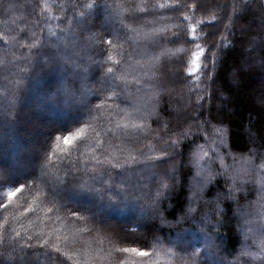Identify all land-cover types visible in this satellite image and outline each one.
<instances>
[{"label":"trees","instance_id":"1","mask_svg":"<svg viewBox=\"0 0 264 264\" xmlns=\"http://www.w3.org/2000/svg\"><path fill=\"white\" fill-rule=\"evenodd\" d=\"M210 1L212 0H206L202 3L201 0H180L181 3L187 5H198V10L195 11L194 15L193 9L186 7L179 12L153 9L148 16L138 15L134 19L130 17L125 22L132 24L136 29L134 32H129L120 23L118 25L103 24L100 15L103 8L99 10L95 19L87 27L92 32H103L107 38H111V36L108 31H104V28L120 33L121 40L118 42L124 43L125 48L123 62L132 66L126 77L129 83L125 85L121 81L112 82L114 83L112 87L115 88L117 95L108 102L112 106L106 107L105 115L94 122L96 130L101 132L103 145L99 148L96 147L94 140L91 139L95 133L88 129L85 138L75 141L73 145L69 146L70 155L63 160L59 159L61 153L53 152L55 137L57 135L63 137L73 133L87 124L89 122V109L93 108L103 98L100 96L101 88L98 80L103 74L99 61L103 60L107 54L108 46L105 45L103 49L95 46L84 47L88 43L86 36L89 32L78 30L74 39L77 42L76 46L60 49L63 56L71 60L70 63H65L63 59L58 61V63L62 62L63 67L68 70L67 74H70L65 87L73 91V105L79 107L73 106L70 112H59L49 117L56 120L68 118V123L52 125L45 123L46 121L42 122L43 119L35 120L27 126L26 131L17 138L13 145L0 148L2 151L5 147L9 149L12 158L20 162L25 160L36 167L42 163V171L45 170L44 165L46 164L49 168L53 165L57 166L65 183L58 185L52 176H44L40 179L36 177L34 172H25L9 178L10 168L0 166V184H3V187L0 188V203H9L4 198V193L14 190L15 187L24 186L23 192L13 198L7 210L0 208V222L4 217H7L8 220L7 232L0 229V235L4 237V245H7L17 232L20 233L19 243L36 245L38 241L35 234L40 233L42 237L58 243L61 251L64 252L66 242L63 237L67 236L69 242L76 241L72 245L76 259L89 260L93 264H116L114 259L107 256L114 245L117 247H142V245L117 241L108 229H129L133 225H137V220H130L132 212L129 208L138 209V206H111L117 209L123 208V210L120 212L107 211V215L113 220L105 223L103 220L89 216L81 203L65 202L66 197L62 195L56 197V210L52 213H46L44 209L51 206L48 202L51 197L48 194L52 191L47 182L50 181L53 187L60 188L67 193L78 192L79 190L73 185H77L83 180H87L89 185L101 188L103 185L99 179H92L97 174L84 171L92 166L98 169L103 167L95 164L92 159L93 155L101 160L108 155L112 158L113 163L116 162L115 158L110 155L113 150L121 160L124 157L120 149H123L124 153L138 156L140 153L148 156L159 155V152L149 151L146 147L149 143L156 144L157 148L161 146V142L154 138L157 133L167 139L172 131H179L181 128H187L190 125L192 129L190 135L182 139L178 147L171 150V159L161 166L162 168H167L170 164L176 166L174 179L171 181L173 187L160 198V211L169 223L161 224L158 218H146L145 222L138 225L139 234L149 241L152 240L153 235H158L161 239L171 240L185 230L203 233L204 229L209 227L212 228V234L218 246V251H215L217 258L222 263H233L242 246V235L239 227L241 223L238 218L236 201L225 199L224 195L232 186L231 175L236 174V183L241 190L235 191L234 195L239 201V207L245 212H252L255 185L253 183H241L238 178H244V176L234 173L228 168V174H225V170H220V174L215 175L206 184L203 192L199 194L198 202L196 200L190 201L193 196L194 184L193 181L191 182L194 171L191 157L192 152L198 146H203L210 155V147L215 144L210 137L211 128L212 125L221 122L222 126L228 130V135L219 149L221 153L229 152L237 157H244L249 154L251 149L255 148L260 155H264V147L261 146V143L264 142V100L261 99L264 97V27H261V19H264V0H253L250 10L243 14L242 18L231 28H225L224 25L229 23V14L234 17L236 15L231 12L232 0H222L219 5L212 6L208 11L204 10ZM38 2L39 0H0V32L7 30L9 36L17 35V39H24L27 43L30 42L26 39L27 30L30 29L37 32L42 41L55 40L56 37H49L48 35V26H52L57 37H62L64 33L60 32L59 29L64 26V22L46 20L47 14L40 13L35 8V4ZM100 2L102 4L103 0ZM161 2H165V0H161ZM167 2L171 3L173 0H167ZM185 14L189 15V20H183ZM213 14L218 17L217 20H213ZM68 15H71V9L68 10ZM117 19L119 21V18ZM209 20H213V25L203 26L197 23L198 21L207 22ZM189 26L197 29L195 33H189V35L205 37L197 39L196 42L203 44L206 55L209 57L205 61L208 67L203 71L206 76L213 77V79L202 77L199 87L194 86L195 77L186 79L182 74L184 66L179 58L183 56L185 60L190 59L194 45L168 44L165 39V37H172L174 31H179L183 35L184 30ZM20 29H25V31L21 32ZM164 29L166 31H161ZM157 33L159 34L157 35ZM129 36L133 39H128ZM217 45H221V47L218 48ZM0 47H3L2 42H0ZM13 50L19 53L28 52L26 48ZM43 51L50 52L52 50L43 49ZM77 52L79 55L75 54ZM213 52L217 53L215 67L212 63ZM157 57L159 59H156ZM95 58H98L96 64L88 68L86 62H92ZM17 63L23 66L27 62L21 60ZM38 64V61H34L32 65H29L28 74H31ZM72 64L79 65V69H73ZM84 69H86V79L83 75ZM11 71H15V69H6L0 66L1 76L5 72L6 76L10 75ZM26 83L27 79H25L24 86ZM6 84V80L0 79V87ZM79 87H85L87 90L88 94L85 98L82 97ZM189 88L192 90L189 91ZM79 98H82L84 102L76 103ZM82 110H87L83 118L70 120L74 114H80ZM126 113H131V116L122 120L121 118ZM130 119L144 123V134L131 128L127 130L116 128L117 122L128 123ZM41 122L49 127L44 138L35 135V132L42 127L37 125ZM164 122H168L169 129L166 130L162 127ZM109 128L113 129L115 135L112 132L104 135V130ZM249 130H251L255 140L254 143L250 140ZM126 131L129 133L127 136L125 135ZM31 145L38 146V152L22 149ZM109 145L111 147H108ZM106 147H108V152H105ZM49 156H51V163L48 160ZM4 160L6 159L4 158ZM73 160L76 162L75 168L84 170H74ZM224 163L228 165L229 161L224 160ZM131 167L142 172L141 183L147 187L141 188L140 191L154 193L157 187L156 178L151 176L150 171L144 170L143 164L133 163ZM217 168H220L219 162H214V172L217 171ZM65 170H67V176L63 175ZM118 171L112 169L116 180L120 179V176L116 175ZM40 188H43V194L36 199L35 203H32ZM94 196L96 199H100L99 195L94 194ZM218 196L220 197L222 214L217 216L215 213H210L207 218L211 219L213 224L216 220H221V224L218 227L205 225L204 214L211 207L209 202L216 201ZM100 202L110 206L106 197L103 200L100 199ZM190 202L197 211L177 224L176 220L184 215ZM29 206L32 211L25 213L24 209ZM73 210L78 211L81 216L89 218L87 228L91 231L74 236L77 228L85 226V221L76 220L72 217L71 212ZM57 216L60 218L57 219ZM29 235L33 236V240H27ZM101 238L104 240L102 245L97 243L98 239ZM247 245L254 253L258 252L251 239L247 241ZM144 250L152 251L151 248ZM9 251H11L10 248ZM34 251L43 252L44 249L33 247L25 249L27 253ZM50 254L58 255L56 253ZM12 255L15 256L16 253H12ZM58 258L63 259L59 256ZM254 263L258 264L259 261H254ZM9 264H19V261H9ZM64 264H72V260L65 259ZM138 264H140L139 260ZM144 264H147V261ZM161 264H164L163 256H161Z\"/></svg>","mask_w":264,"mask_h":264},{"label":"snow or ice","instance_id":"2","mask_svg":"<svg viewBox=\"0 0 264 264\" xmlns=\"http://www.w3.org/2000/svg\"><path fill=\"white\" fill-rule=\"evenodd\" d=\"M201 2H206V0H201ZM253 0H232L231 12L236 14L235 17L232 14L228 15L229 23L225 24V28H231L236 24L243 14H246L251 6ZM186 7H191L193 9V15L195 11L198 10L197 4L187 5L181 3L180 0H173V2L168 3L161 2V0H103L101 4L100 0H39L35 4V8L39 10L40 13H46V20H60L64 22V26L60 27V32L65 33V36L57 37L56 31L52 30V26H48L49 37H56L55 40L42 41L37 32L27 30L28 35L26 39L30 42H25L24 39H17V35L9 36L7 30L0 32V42H2L3 47H0V66L4 68H14L15 71H11L10 75L5 76L7 84L0 87V94H7L9 104L15 103V93L17 90L22 88L25 83V75L29 73V65H32L34 61H38L41 66H48L54 62H58L63 59L65 63H70L71 60L68 57L63 56L60 49H68L69 47H75L76 41L71 40L68 36L75 34L78 30L88 31L89 34L86 36L88 43L84 47H98L103 49L106 45L108 46L107 54L104 56L103 60L99 61L100 67L102 69V77L100 79V99L99 103H96L93 108L89 109V122L83 127L78 128L75 132L63 137L57 135L55 137V144L53 145V152L61 153L59 159H65L69 154V146L73 145L75 141H78L86 137V132L91 129L95 135L91 138L94 140L97 148L103 145V140L101 138V132L97 131L94 122H96L100 117L105 115L106 107L110 108L112 105L108 102L113 100L117 95L114 87H112V82L121 81L125 85L129 83L126 79L128 75V70L132 67L131 65L125 64L124 54L125 48L124 43L118 42L121 40L120 33L116 30H109L104 28V31H108L111 38H107L103 32H92L88 29V24L95 19L96 14L101 8L107 14V19L105 23L113 18H119V23L127 29L129 32H134L136 29L130 23H126L130 17L135 18L138 15L148 16L152 13L153 9H164L171 12H179ZM71 9V15H68V10ZM189 15L185 14L183 20H189ZM218 17L213 14V20H217ZM213 20L198 21L197 23L203 26L213 25ZM103 27V26H102ZM261 27H264V19H261ZM24 32L25 29H20ZM43 31V29H41ZM166 31V29L161 30ZM196 28L188 27L184 30V34L181 35L179 31H174L172 37H165L168 44H191L194 45V49L190 53V59L185 60L183 56L179 57L181 59V64L183 67V75L186 79L195 77V87H199L201 79H213L212 76H206L204 69L208 67L205 63L209 59L206 55V49L202 43H197V39H203L205 37H197L196 35H189V33H195ZM159 33H157L158 35ZM139 35V33H137ZM128 39H133L131 36ZM221 47V45H217ZM28 49L27 53H19L13 49ZM43 49H51L50 52H45ZM79 55V53H75ZM156 59H159L157 57ZM26 61L25 65H20L17 61ZM217 60V53H212V63L215 67ZM139 63V61H137ZM79 67V65H77ZM86 70V69H85ZM199 73V75H197ZM191 83V80H189ZM192 89L189 88V91ZM64 95L67 99L73 100L74 93L71 89L65 87L63 89ZM264 100V97H261ZM199 103V101H197ZM95 113V114H94ZM131 116V113H126L121 119L124 120ZM207 123V122H205ZM164 129H169L168 122L162 124ZM116 128L129 129L144 134L145 125L142 122H136L130 119L128 123H116ZM192 129L189 125L187 128H181L179 131H172L171 135L164 139L158 133L154 137L157 141L161 142V146L157 148L156 144L149 143L146 145L149 151H157L159 155L148 156L144 153L140 155H132L131 153H124L123 149H120L121 154L124 159L121 160L115 155V150L110 154L111 157L115 158L116 162H112V158L106 155L103 160L98 159L95 155L92 159L95 161L96 165H102L101 168H96L92 166L86 170L75 168V160L72 161L73 168L76 171H90L96 173L97 175L92 177V179H99L103 187L96 188L89 185L87 180H83L77 185H73L74 188L78 189L83 193H92L99 195L101 200L107 198L110 206H138L140 215L137 220V225H133L129 229L119 228L108 230L111 231L117 241H126L133 245H142V247L136 246H113L111 251L107 253V256L114 259L116 264H161V256L164 257V264H200L201 257L205 260L211 261L215 264V250L218 247L212 235V228L206 227L204 229L203 239L199 244H193L190 239L180 237L176 241L161 239L158 235H153L151 241L147 240L145 237L141 236L139 224L145 222L146 218H158L161 224H168L169 221L160 211V198L165 194V192L170 191L173 187L171 181L174 179V174L176 171L175 164H170L167 168H162L161 166L167 163L171 157V150L179 146L182 139L187 138ZM207 131V129H205ZM108 132H112L115 135L113 129L109 128L104 130V135ZM125 135H129L126 131ZM228 135V130L222 126V122L216 125H212L210 137L213 143L219 142L224 143L225 137ZM250 140L254 143L255 140L252 136L251 130H249ZM264 147V142L261 143ZM108 147H111L109 145ZM108 147L105 148V152H108ZM213 152L216 149H212ZM81 155H84L81 153ZM193 161L192 163L196 167L197 171L194 176L193 184V196L191 200H196L198 202L199 194L203 192L204 187L209 183L214 175V169L211 164L208 166H202L201 162L209 157L208 151H205L203 146H198L195 151L192 152ZM221 166L225 169V174L227 173L228 165H225L223 157H218ZM234 159H236L234 157ZM51 163V156L48 157ZM159 162V163H157ZM143 164L144 170L150 171L151 176L156 178V190L152 192H141L140 189L147 187L141 183L143 179L141 170L133 169L131 165ZM128 165V167H125ZM242 171L245 175H253V182L258 186L261 193L260 200L258 202V207L253 209V212H245L240 209L239 201L234 195V192L241 190L240 186L236 183V174L231 175L233 181L232 186L229 191L224 195L225 199L236 201L237 212L239 219L242 223L239 225L242 232L245 234V240L249 238V235L253 237L254 244L258 249V252H253L250 247L245 244L241 247L239 253L235 256L233 264H251V261H259V264H264V155H260L258 150L253 148L250 150L247 156L242 157ZM44 171H42L43 176H52L55 178L58 185H63L65 180L61 176L60 169L53 165L49 168L48 165H44ZM112 169L119 170L116 175L120 176L119 180L114 179ZM67 170L64 171V176H67ZM50 182V181H49ZM245 183H248L245 180ZM3 184H0V188ZM24 186L15 187L14 190L7 191L4 193V198L7 199L9 203H0V208L7 210L13 198L17 194L22 193ZM43 188L38 190L37 196L33 198L32 203L36 202V199L43 194ZM51 199H49L50 207H46L44 211L46 213H52L56 210V197L59 192L55 187H53L51 193L48 194ZM211 207L209 211L204 214L205 225H212V227H218L221 224V220H216L213 224L211 219H208L210 213H215L217 216L222 214V209L220 208V197H217L216 201L209 202ZM25 213L32 211L31 207H26L24 209ZM197 209L189 203V206L183 216L176 220L179 224L181 221L189 218L191 214L195 213ZM253 213L255 214V219H253ZM71 216L76 220L85 221V226L83 228H77L75 230L74 236H78L82 232L91 231L87 228L88 217L81 216L78 211L73 210ZM57 219L60 217L57 216ZM259 221L260 225V235L257 238L255 236L254 225ZM7 217H4L2 222H0V229L7 232ZM247 226V227H246ZM20 233H16L15 237L11 238L7 245L3 244L4 237L0 235V264H4V261H15L18 260L19 264H64V260H72V264H93L89 260H78L75 258L73 244L76 243L75 240L69 242V237H63L66 242V250L61 251L58 243L48 240L40 235V233L35 234V238L38 243L36 245H30L28 243H19ZM28 241L33 240V236L29 235L27 237ZM98 244L102 245L104 243L103 238L98 239ZM111 243V241H109ZM28 247L44 249L43 252L34 251L32 253L25 252ZM9 248L11 251H9ZM151 248L152 251H146L144 249ZM12 253H16L15 256ZM50 253H56L58 255H51ZM63 257V259H59ZM43 257V259H41Z\"/></svg>","mask_w":264,"mask_h":264},{"label":"rangeland","instance_id":"3","mask_svg":"<svg viewBox=\"0 0 264 264\" xmlns=\"http://www.w3.org/2000/svg\"><path fill=\"white\" fill-rule=\"evenodd\" d=\"M220 3H222V0H212L210 1V3H207V5L204 7V10L208 11L210 10V8L213 6H216V5H219ZM100 15H101V20L103 22V24L105 25H118L119 21L117 18H113L111 20H109L107 23H105L106 19H107V14L105 13L104 10L100 11ZM76 34V33H75ZM75 34L73 35H70L68 36L69 39H75L76 36ZM63 36H65V33L63 34ZM98 61V58H95L92 62H86V66L89 68L91 65L93 64H96V62ZM59 64H62V62H60ZM80 67V66H79ZM72 68L73 69H79L76 65L72 64ZM83 75H84V78L86 77L87 78V75L85 73V69L83 70ZM103 75V74H102ZM1 76V75H0ZM6 76V72L2 74V76L0 77V79L3 81V77ZM70 77V74H67V80L69 79ZM102 77V76H101ZM100 78H98L99 80V83H100ZM85 78V79H86ZM66 80V81H67ZM88 81V80H87ZM114 84V83H112ZM79 90H80V93L82 94V97L85 98L87 96V90L85 89V87H79ZM84 100L82 98H79L77 99L76 103L78 104H81L83 103ZM74 107H77V105H73ZM79 107V106H78ZM77 107V108H78ZM86 111L87 110H82V112H80V114H74L70 120H77V119H80V118H83L85 115H86ZM46 121L45 123H48V124H52V125H57V124H63V123H68L69 122V119H58L56 120L55 118H48V119H43L42 122ZM40 123V124H37L39 126H42L40 128V130L36 131L35 132V135L38 136L39 138H44L45 137V132L46 130L49 128L48 125H46L45 123ZM37 129V128H36ZM222 146L221 143L219 142H216L214 144V146L210 147V155L209 157H211V160H209L208 158H205L202 162H201V165L202 166H208L209 164H211V167L214 168V162L215 163H218L219 162V159L218 157H223V160H227L229 161V164H228V168H230L231 171H233L234 173H238L242 176H244V178H238V180L241 182V183H245V180L248 181V183H253L255 185V199L254 201L252 202V208H256L258 207V202L260 200V191H259V188L258 186L253 182L254 180V176L253 175H245L242 171V168H241V165H242V157H237L235 155H232L231 153L229 152H223L221 153L220 152V147ZM20 149L22 147H19ZM23 150H28V151H33V152H38L39 150V147L38 146H34V145H31L29 147H23L22 148ZM212 149H216L215 152L212 151ZM7 157L11 158L7 160ZM234 157L236 159H234ZM4 158L6 160H4ZM191 162L193 161V156L191 157ZM218 160V161H217ZM193 165V177L191 178V182L193 181L194 182V176H195V173L197 171L196 167L194 166V164L192 163ZM0 166L3 168L4 166L5 167H9L10 168V173H9V178H13L14 176H18L19 174H22V173H25V172H34V174L36 175V177L38 178H42V163L39 164L37 167L34 166L32 163L30 164L28 161L26 162L25 160L23 162H20L18 160H15L14 158H12V154L10 152L9 149H2L0 148ZM219 166L220 168H217V171L214 172V175H218L220 174V170H225L220 162H219ZM44 177V176H43ZM148 178H151V177H148ZM48 186L50 185V187L53 189V186L52 184L48 181ZM57 191L59 192V195L58 196H62L64 195L66 197V201L65 202H72V203H81L82 206L85 208V210L87 211L88 215L89 216H92L93 218H97L99 220H103L105 223H109L113 220V218H111L109 215H107V211L108 212H112V211H115V212H120L123 210V208H119L117 209L116 207H111L109 206L108 204H105V203H101L100 202V199H96L94 194L92 193H83V192H73V193H67L65 191H63L62 189L60 188H56ZM117 209V210H115ZM132 212V215L130 216V220H138V217L140 215V212H138V209L137 208H129ZM253 209H252V212H253ZM251 213V212H250ZM239 218V216H238ZM253 219H255V214L253 213ZM240 223H242V221L239 219ZM247 227V226H246ZM254 228H255V236L258 238L259 235H260V232H261V229H260V225H259V221L257 220V222L255 223L254 225ZM240 232H241V235H242V246H244L245 244H247V241L249 239H251L253 242V237L251 235H249V238L247 240H245V234L244 232L241 231L240 229ZM203 234L204 232H198V231H189V230H185L183 233H180L178 234L176 237H174L173 239H171L172 241H176L178 238L180 237H184V238H187V239H190L193 244L196 243V244H199V242L203 239ZM213 235V234H212ZM216 240H214L215 242ZM216 244V242H215ZM217 245V244H216ZM241 246V247H242ZM215 251H218V248H216ZM214 261H215V264H226V263H222L218 258H217V255H216V252H215V257H214ZM4 264H9V261L5 260L4 261ZM200 264H212L211 261H208V260H205L203 257H201V261H200ZM230 264V263H228ZM233 264V263H231ZM251 264H256L253 262H251ZM259 264V263H258Z\"/></svg>","mask_w":264,"mask_h":264},{"label":"clouds","instance_id":"4","mask_svg":"<svg viewBox=\"0 0 264 264\" xmlns=\"http://www.w3.org/2000/svg\"><path fill=\"white\" fill-rule=\"evenodd\" d=\"M67 72L58 62L38 64L24 77L27 83L16 91L14 104H9L7 94H0V147L13 145L35 120L72 110L74 102L63 92Z\"/></svg>","mask_w":264,"mask_h":264}]
</instances>
